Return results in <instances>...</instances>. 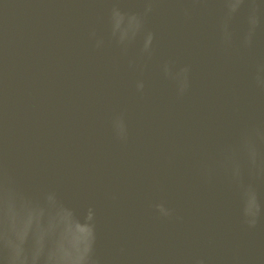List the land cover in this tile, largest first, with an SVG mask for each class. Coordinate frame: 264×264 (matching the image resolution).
Instances as JSON below:
<instances>
[{
	"label": "water",
	"instance_id": "1",
	"mask_svg": "<svg viewBox=\"0 0 264 264\" xmlns=\"http://www.w3.org/2000/svg\"><path fill=\"white\" fill-rule=\"evenodd\" d=\"M113 4L142 12L145 0H0V158L29 190L54 188L81 211L95 206L103 264L200 256L264 264V219L245 225L226 177L209 184L199 170L239 128L264 123V89L254 81L264 28L251 48L241 47L242 10L225 49L222 0H158L145 20L155 33L149 59L141 56L143 33L126 55L111 37ZM168 61L174 70L191 66L183 96L164 74ZM119 113L127 143L112 130ZM260 190L264 196V184ZM160 201L180 218H161L153 207Z\"/></svg>",
	"mask_w": 264,
	"mask_h": 264
},
{
	"label": "clouds",
	"instance_id": "2",
	"mask_svg": "<svg viewBox=\"0 0 264 264\" xmlns=\"http://www.w3.org/2000/svg\"><path fill=\"white\" fill-rule=\"evenodd\" d=\"M158 0H145L142 12H128L113 4L109 15L111 37L126 55L130 46L143 33L141 56L151 58L155 33L145 31V20L153 12ZM220 20L221 43L225 49L235 40L233 22L242 10L246 11V29L240 46L251 48L259 29L264 28L262 0H222ZM185 17L191 9H183ZM95 47L104 46V38L90 32ZM132 63H135L134 61ZM147 65H145L146 67ZM164 74L173 80L177 94L183 96L191 87V66L174 70L172 61L163 65ZM254 81L264 89V62L256 66ZM136 88L143 92L145 82L137 81ZM115 137L127 143L129 128L124 113L111 121ZM202 177L212 184L218 175L226 177L237 193L242 221L255 228L264 219V123L245 125L234 138L221 143L216 154L199 162ZM115 199V196H113ZM161 218H180L176 209L160 201L153 205ZM97 213L94 205L84 210L67 203L54 188L38 193L26 188L17 178L6 155L0 158V264H103L97 253ZM123 251V249H121ZM188 264H210L206 257H193Z\"/></svg>",
	"mask_w": 264,
	"mask_h": 264
}]
</instances>
